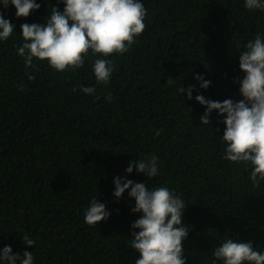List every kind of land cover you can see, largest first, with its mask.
Listing matches in <instances>:
<instances>
[{"label":"trees","instance_id":"obj_1","mask_svg":"<svg viewBox=\"0 0 264 264\" xmlns=\"http://www.w3.org/2000/svg\"><path fill=\"white\" fill-rule=\"evenodd\" d=\"M36 2L38 11L17 18L0 0L16 26L0 42V250L11 246L21 258L32 252L34 264H135L139 253L129 240L140 214L131 212L127 191L113 195V178L121 176L182 194L186 264H212L225 234L264 252V181L253 189L251 169L222 158L224 117L214 110L211 128L202 126L206 108L195 100L242 99L239 51L255 33L264 35V12L245 9L244 0H142L147 27L130 52L109 57L115 69L105 87L96 85L91 56L74 73L44 62L38 72L28 70L36 76L28 81L13 47L23 43L20 25L44 24L51 6L64 9L58 0ZM196 74L211 82L207 89ZM169 76L174 83L166 86ZM181 84L195 86L192 100L177 92ZM81 85L95 86L96 94ZM153 154L159 176L126 173L130 161ZM93 198L110 213L97 226L84 221Z\"/></svg>","mask_w":264,"mask_h":264},{"label":"clouds","instance_id":"obj_2","mask_svg":"<svg viewBox=\"0 0 264 264\" xmlns=\"http://www.w3.org/2000/svg\"><path fill=\"white\" fill-rule=\"evenodd\" d=\"M58 3L64 4L63 11L58 6H51L44 24L20 25L23 43L13 47L23 60L28 81L36 79L28 70L38 72L44 62L56 72L74 73L82 69L85 59L91 56L97 57L91 62L96 85L107 87L115 69V61L109 57L130 52L147 27L145 19L148 13L142 0H58ZM2 4L5 9L9 4L14 6L17 18H27L41 7L36 0H2ZM243 6L249 11L264 12V0H244ZM15 27L0 11V42L12 38ZM239 69L244 77L237 78L235 82L240 85L242 99L220 102L197 94L195 100L206 108L199 118L202 126L210 127L214 110L224 117L222 158L243 165L245 170L250 168L249 179L253 189H257L264 181V35L255 33L254 38L244 45V50L239 51ZM194 78L201 88L210 86L211 82L203 75L196 74ZM173 83L169 76L165 85ZM24 87L23 84L18 85L21 91ZM79 90L86 95H95L97 91L95 86L83 85ZM194 90L193 85L185 88L181 84L177 92L181 96L187 93L186 98L192 100ZM99 98L97 95L96 99ZM105 99L108 102L113 100L111 92ZM160 131H156V136ZM134 169L147 179L157 177L160 175L159 157L153 154L134 159L125 171L131 174ZM113 183V195L120 199L127 191L129 198L135 200L131 212L140 214L131 225L132 229L139 231H132L129 240L130 248L139 253L135 264H186L183 242L190 228L182 222L187 207L182 194L167 184L149 189L146 182L121 176L114 177ZM109 216L106 205L93 198L85 209L84 221L89 226H97ZM22 240L27 247L33 248L36 243L27 233ZM212 256V264L218 261L220 264H264V252L254 248L253 241L244 242L227 234L220 246L212 249ZM0 264H34V256L32 252L25 251L21 258L19 253L13 254L11 246H5L0 250Z\"/></svg>","mask_w":264,"mask_h":264}]
</instances>
